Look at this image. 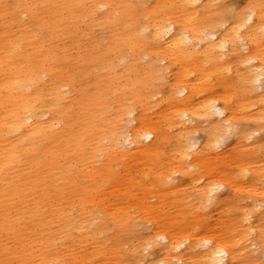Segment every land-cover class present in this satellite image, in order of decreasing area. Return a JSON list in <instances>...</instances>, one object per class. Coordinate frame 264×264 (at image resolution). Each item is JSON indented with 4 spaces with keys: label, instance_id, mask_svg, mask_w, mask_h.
I'll use <instances>...</instances> for the list:
<instances>
[{
    "label": "rangeland",
    "instance_id": "rangeland-1",
    "mask_svg": "<svg viewBox=\"0 0 264 264\" xmlns=\"http://www.w3.org/2000/svg\"><path fill=\"white\" fill-rule=\"evenodd\" d=\"M197 8L181 0H0V152L12 149L17 168L0 171V186L19 229L43 227L26 236L27 261L16 256L12 264H151L164 246L156 232L185 240L192 247L185 258L197 264H204L207 241L235 249L236 264H264V76L252 82L239 61L264 53V0H200ZM160 21L175 22L204 45V33L227 38L237 28L255 31L257 41L216 62H198L186 51L163 61L162 41L145 28ZM205 74L195 99L180 100V107L161 102L173 80L190 83ZM65 77L76 88L54 93L51 82ZM209 99L228 110V133L220 129L223 116L200 110ZM29 104L47 133L24 121ZM184 109L194 120L186 128L177 121L171 137L148 151L118 146L114 135L132 127L130 110L160 128L159 121H175ZM16 122L21 131L8 130ZM31 151L57 162L49 177L26 169ZM182 154L199 164L174 168L168 185L179 187L167 194L158 178ZM15 245L11 233L0 238V256Z\"/></svg>",
    "mask_w": 264,
    "mask_h": 264
},
{
    "label": "bare ground",
    "instance_id": "bare-ground-1",
    "mask_svg": "<svg viewBox=\"0 0 264 264\" xmlns=\"http://www.w3.org/2000/svg\"><path fill=\"white\" fill-rule=\"evenodd\" d=\"M181 2L186 7H191L194 10H197V5L199 4L200 0H181ZM253 20V15L250 13L247 17V21L251 23ZM149 31H151V37L154 41H162V47L160 51L163 54L161 60H165L168 56H177L181 52H192L196 54H188L187 56H192L198 62H203L207 60L215 61L221 59L222 56L238 54L237 48L240 51L247 50V46L252 42L257 41V35L255 31L247 34H242L239 31L240 28H237L235 32L228 34L230 37L225 38L224 36H218L216 32H209L204 33L203 37L206 41V45L203 44V39L200 36L195 34H191L188 31H183L182 29L177 28V24L173 21L170 22H155V24H148L145 27ZM264 30V29H263ZM232 34V35H231ZM227 36V35H226ZM261 54L263 57H261ZM258 60L261 62L259 65H255L253 61ZM241 63V67H247L245 72L247 75L249 73V77L251 78L252 82H257L260 80L261 76H264V69L259 68L264 65V53L257 50L255 51L254 55H248L246 57H240L239 59ZM259 66V68H258ZM190 72V71H189ZM205 75H201L196 78L194 82H186L184 79L179 80L180 77L173 80L172 83L169 85L168 95L165 97L163 96L160 100L164 104L168 105H176L180 107L181 101L180 100H190L195 99V96L198 95L201 91V85L205 82ZM162 78H170L171 75H164ZM69 87L70 89L76 88V81L74 79L69 80L68 77H65L63 81L52 83L51 82V90L58 94L63 95L66 91L64 88ZM70 91V90H69ZM181 97V99H179ZM34 106V107H33ZM27 105L24 110V121L28 122L29 128H38V131L43 133H47L46 127L44 122L39 121L40 118L39 114L36 112L37 108L35 105ZM36 109V110H35ZM151 107H147L145 112L150 110ZM200 110L204 114L214 115L217 114L219 116H223V121L220 123V129L223 132L228 133L232 126H231V119L230 116L227 115V109L220 108L216 105L215 100L209 99ZM79 113V112H78ZM68 117L70 114H64ZM193 116L187 109H184L182 114L175 120V121H159L158 123L161 125L160 128L153 124V121L147 119L142 113L138 116L134 113V110H130L129 112V121L127 124L132 127L126 128V132L124 133H115L114 137L118 143L119 147H123L124 145L131 146L133 149L128 150L129 153L137 154L139 152H146L151 148L153 142L158 141V138L164 137H171L170 134L174 128V124L179 121L182 125H185L186 128L187 124L192 122L194 119H191ZM161 117L166 118V114H161ZM135 122L137 124L135 125ZM16 122L11 127H8V130L14 132H20L21 129L24 127L23 124H18ZM58 121H55V124H58ZM74 134H77L76 131H73L72 123L68 122V126ZM81 130L79 126L77 128ZM4 131H0L2 134ZM30 135L31 137H36L37 135L34 134ZM22 138H26L22 137ZM216 141V139H214ZM212 143V142H211ZM198 142L193 144V147H197ZM215 148L221 146L220 142L214 143ZM213 147V145L211 146ZM12 149H7L6 154L0 152V171L8 170V171H16L17 168L14 167L16 162V157L13 156ZM127 153V154H129ZM200 155V152H199ZM192 157V154H182L180 156L181 163L177 167L168 168L167 171L164 172L162 176L158 178V182L161 185V190H166L167 194H172L173 192L177 191L179 185L170 186L168 185V178H172L173 169L177 171H185L187 172L188 167H192L199 164L195 160L189 161L188 159ZM197 158H200L197 157ZM57 166V162L53 158L46 159L43 161L39 155L35 154L33 151L30 152V155L27 160V167L28 170H33V172H39L45 175V178L49 177L50 173ZM100 170H105V166L103 165ZM245 172V171H244ZM243 172V176L245 174ZM251 180H257L259 178V174L255 171H252V174L249 177ZM22 180L26 183L28 181L27 177H22ZM222 183V181H221ZM221 183H217L221 185ZM223 184V183H222ZM31 185H38L36 181L32 182ZM166 185V186H165ZM217 186H215L216 188ZM19 194H16L17 196ZM14 196V197H15ZM11 198L1 189L0 186V238L3 236H7V234H12L15 237L16 245L14 248H6L7 256H0V264H12L14 258L17 256L22 262L27 261V249H26V240L27 244L31 245L32 238L26 237L28 233L35 232L36 229L43 230V227L40 228L39 225L36 227L32 224L25 225L19 229L20 226L18 223L14 221L9 215L13 211V207H9V203L11 202ZM256 206H261L259 203H254ZM155 235H158L157 240L164 242L163 252L161 253V258L153 261L151 264H197L196 260L192 257L185 256L192 250V247L187 245L185 240L178 241L173 234H166L161 232H156ZM27 238V239H26ZM156 239L148 240L145 244V251H149L155 242ZM204 248V254L201 257V262L204 264H236V258L238 252L230 247L229 245H225L221 241L215 242L214 245H210L207 241ZM189 248V252L184 251Z\"/></svg>",
    "mask_w": 264,
    "mask_h": 264
}]
</instances>
